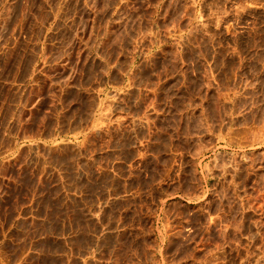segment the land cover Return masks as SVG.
Segmentation results:
<instances>
[{
  "label": "crops",
  "instance_id": "crops-1",
  "mask_svg": "<svg viewBox=\"0 0 264 264\" xmlns=\"http://www.w3.org/2000/svg\"><path fill=\"white\" fill-rule=\"evenodd\" d=\"M64 1L0 0V264H143L134 235L174 179L175 117H199L194 86L220 80L222 46L202 32L178 42L140 11L130 22L125 0H81L102 5L84 21ZM154 206V243L169 244Z\"/></svg>",
  "mask_w": 264,
  "mask_h": 264
},
{
  "label": "rangeland",
  "instance_id": "rangeland-1",
  "mask_svg": "<svg viewBox=\"0 0 264 264\" xmlns=\"http://www.w3.org/2000/svg\"><path fill=\"white\" fill-rule=\"evenodd\" d=\"M237 1L232 7L228 0H125L120 6L130 22L140 11L144 26L166 28L178 42L188 32L195 40L202 32L210 39L215 34L222 46L220 80L193 87L198 100L190 101V113L198 111L199 117L180 127L175 117L174 179L152 191L142 229L134 235L143 264H264V12L260 5ZM90 7L102 5L81 0L59 5L61 13L72 10L83 21ZM21 11L14 5V13ZM235 47L237 60L228 54ZM155 201L156 235L175 238L169 244H155L149 229L148 210H154ZM131 247L126 246L127 260Z\"/></svg>",
  "mask_w": 264,
  "mask_h": 264
},
{
  "label": "bare ground",
  "instance_id": "bare-ground-1",
  "mask_svg": "<svg viewBox=\"0 0 264 264\" xmlns=\"http://www.w3.org/2000/svg\"><path fill=\"white\" fill-rule=\"evenodd\" d=\"M80 117H81V115H80ZM47 118V117H46ZM50 119V118H49ZM40 120H41V118H40ZM31 127V126H30ZM67 127V126H66ZM1 213V212H0Z\"/></svg>",
  "mask_w": 264,
  "mask_h": 264
}]
</instances>
